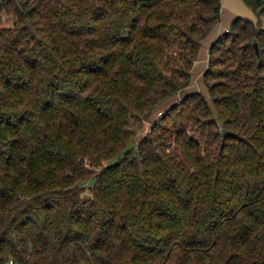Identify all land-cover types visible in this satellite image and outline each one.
Masks as SVG:
<instances>
[{"label":"clouds","instance_id":"clouds-1","mask_svg":"<svg viewBox=\"0 0 264 264\" xmlns=\"http://www.w3.org/2000/svg\"><path fill=\"white\" fill-rule=\"evenodd\" d=\"M0 264H264V0H0Z\"/></svg>","mask_w":264,"mask_h":264}]
</instances>
